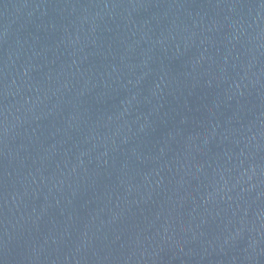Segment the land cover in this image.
<instances>
[{
  "label": "water",
  "instance_id": "water-1",
  "mask_svg": "<svg viewBox=\"0 0 264 264\" xmlns=\"http://www.w3.org/2000/svg\"><path fill=\"white\" fill-rule=\"evenodd\" d=\"M0 264H264V0H0Z\"/></svg>",
  "mask_w": 264,
  "mask_h": 264
}]
</instances>
